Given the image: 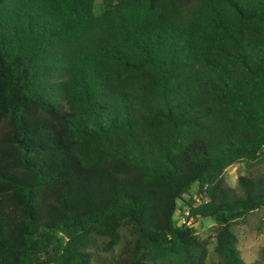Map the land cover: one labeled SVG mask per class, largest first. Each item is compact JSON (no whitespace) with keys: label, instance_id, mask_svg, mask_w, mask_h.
Masks as SVG:
<instances>
[{"label":"trees","instance_id":"trees-1","mask_svg":"<svg viewBox=\"0 0 264 264\" xmlns=\"http://www.w3.org/2000/svg\"><path fill=\"white\" fill-rule=\"evenodd\" d=\"M96 1L0 0V264H245L264 0Z\"/></svg>","mask_w":264,"mask_h":264},{"label":"rangeland","instance_id":"rangeland-1","mask_svg":"<svg viewBox=\"0 0 264 264\" xmlns=\"http://www.w3.org/2000/svg\"><path fill=\"white\" fill-rule=\"evenodd\" d=\"M105 3L102 0L96 1V11H101L105 7ZM244 168L240 164L231 166L225 174L226 185L231 188L237 187L238 177L243 175ZM197 186L194 184L191 188V194L195 197ZM186 201H190L189 196H185ZM188 213V207L184 209L183 214L185 216ZM175 220H180L182 223L183 215L180 211L175 214ZM263 218L262 212H254L247 216L245 220H242L233 227V231L237 236V248L241 254V258L245 264H252L260 261V250L264 245V229L261 224ZM189 224L197 229L198 234L205 239L213 236L214 224L209 219H200L195 222L193 218L188 220ZM210 258L208 264H215L216 258L213 254L214 240L210 239Z\"/></svg>","mask_w":264,"mask_h":264},{"label":"built area","instance_id":"built-area-1","mask_svg":"<svg viewBox=\"0 0 264 264\" xmlns=\"http://www.w3.org/2000/svg\"><path fill=\"white\" fill-rule=\"evenodd\" d=\"M189 215V212L187 213V215L185 216V214L183 215V218H182V222H185L186 221V217Z\"/></svg>","mask_w":264,"mask_h":264},{"label":"water","instance_id":"water-1","mask_svg":"<svg viewBox=\"0 0 264 264\" xmlns=\"http://www.w3.org/2000/svg\"><path fill=\"white\" fill-rule=\"evenodd\" d=\"M181 223V222H180Z\"/></svg>","mask_w":264,"mask_h":264}]
</instances>
